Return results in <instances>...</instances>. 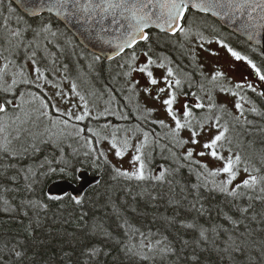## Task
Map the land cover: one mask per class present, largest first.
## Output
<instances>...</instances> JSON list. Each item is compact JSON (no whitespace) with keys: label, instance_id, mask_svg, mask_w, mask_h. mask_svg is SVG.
Returning <instances> with one entry per match:
<instances>
[{"label":"trees","instance_id":"trees-1","mask_svg":"<svg viewBox=\"0 0 264 264\" xmlns=\"http://www.w3.org/2000/svg\"><path fill=\"white\" fill-rule=\"evenodd\" d=\"M3 1L14 14L33 23L52 20L64 28L76 46L87 52L52 16L30 19L9 0ZM149 33L151 50L164 51L173 43L165 35ZM147 48L144 42L140 43L137 52ZM157 53L152 50V57L164 56ZM98 62L103 86L116 91L117 85L111 79L116 74L114 70L111 74L110 70L114 65L118 68L117 63L121 62L107 64L101 59ZM110 66L113 68L109 69ZM88 70L90 76L97 77ZM33 89L21 84L17 91ZM40 120L31 125L36 131L29 139L14 141L16 154L0 153V264H264V199L261 198L264 193L259 187L254 191L240 189L244 195L233 198L218 191L210 182L205 186L203 178L198 181L196 171L199 169L195 165L190 167L183 159L177 161L162 156L149 162L146 174L158 175L163 166L171 173L165 181L130 180L116 174L114 169L119 167L97 144V137L87 131L116 120L88 118L86 123L77 124L85 131L80 136L74 132L69 138L71 144L50 140ZM104 133L102 131V135ZM241 135L248 143H254L257 152L261 151L260 160L253 162L255 168L260 169L255 174L264 175V136ZM158 139L168 153L183 155L181 148L170 146L164 137ZM88 140L92 141L91 146ZM65 165L69 170L61 173L59 169ZM242 169L243 165L240 175L244 173ZM81 171L100 176L99 184L85 193L81 204H76L71 195L59 200L48 199L47 187L51 183L67 180L77 184ZM219 178L223 177L216 179L221 180ZM211 179L209 177V181ZM195 184L200 187L194 188ZM30 201H39L47 207L33 206ZM240 208H248V211L241 213ZM228 218L238 223L234 225ZM188 223H195L197 228L185 227ZM201 226L207 229V240L200 238ZM165 237V243L174 250L171 253L150 252L139 247L141 240L145 243L151 240L155 245L156 240ZM133 245L136 247L129 251ZM237 247L240 250L237 251ZM91 249H97V254L89 255ZM16 252L23 255L17 257ZM143 255L148 259H143ZM193 256L197 259L193 260Z\"/></svg>","mask_w":264,"mask_h":264},{"label":"snow or ice","instance_id":"snow-or-ice-1","mask_svg":"<svg viewBox=\"0 0 264 264\" xmlns=\"http://www.w3.org/2000/svg\"><path fill=\"white\" fill-rule=\"evenodd\" d=\"M70 0H55V3L49 6V10H55L59 15L75 16L78 20H82L89 29L95 28V39L102 43L113 47L115 56L124 55L127 56L124 64L120 66L127 68V71L123 75L127 78H131L133 73L140 74L146 83L142 88H138L140 80H130L129 91L136 93L138 96L140 91H143L149 97L158 101L163 108L166 116L170 119L171 124H166L165 120H153V124H159L161 127L167 128L168 133L166 138L170 139V142L176 148H184L187 145L194 147H187L182 156H178L177 153L172 152V156L179 161L183 159L191 167L195 165L199 170L196 171L197 180L203 178L205 186L210 182L220 192L227 196L237 198L244 195L240 189H246L254 191L259 187L260 192L264 193V175L253 174L259 173L258 168H249L246 161L241 157L239 153L225 156L222 154V149L225 143L231 144L228 138L229 124L227 121L221 122L223 115L227 114L232 117L234 121H240L244 116V108L241 101H244L246 97L242 95V91L245 89L256 92L257 89L254 84L250 83L247 78L231 85L230 81H221L220 78L224 77V73L220 70H216L212 76L211 81L217 83L221 92L230 93L233 97H237L234 104L235 109L239 112V115H232L226 113L224 105H217L215 98L210 93L208 94V103L202 102L201 97L197 96L195 92L190 93L194 97L192 103H182L179 107L176 105L179 103L181 96H188L189 93L183 90L182 80L177 76L172 67H167L166 72L157 79L153 72V67L163 69L166 67L165 63H157L153 59L151 54L150 45V33L148 29L152 26L159 29L162 32H170L175 35L179 32L186 39L192 37L191 27H185L188 20L190 10L195 9L200 12H212L213 15L227 18L232 22L240 21V28L243 30L251 40H255L264 30V0H85L81 3V0H71V11H69L68 5ZM11 10V9H10ZM106 21H110L106 24ZM115 25V28L112 26ZM40 32L50 33L55 36V32H51V26H44ZM37 32V35L40 34ZM200 40L203 41L205 37L202 32L196 33ZM8 42L13 40L15 44L14 48L19 49L24 45L23 32L19 29L8 30ZM140 42H144L148 45L147 50H143L141 53L137 52V47ZM212 43L211 40L207 41ZM220 47L224 48L227 53L234 58L235 61L246 62L247 66L251 69V75L255 76L260 82L264 83V60L260 64H257L248 55L241 54L240 51L235 50L229 44L223 40L216 41ZM50 43V41H49ZM33 44V41H29V47ZM203 47V44L199 45ZM40 45L37 44L36 48ZM126 49H131V54L126 53ZM45 51L47 49L45 48ZM211 51V50H209ZM255 51V49H253ZM218 55V53H212ZM140 55L144 57L142 63H137L140 59ZM264 57V53H261ZM193 57L195 53L193 50ZM108 59H113L114 56H107ZM5 64L0 68V133H3L10 126H15L16 136L11 139L5 137L0 140V153L6 155L16 154V150L13 147V141L20 139L21 133H27V124L33 123L35 120L47 119L51 128L45 129L49 132V139L54 143H58L60 137L64 132L71 128L75 131L77 136H80L85 129L78 127L72 123L73 120L80 122L91 116V111L88 107V103L85 97L77 91L75 83L71 86V91L79 97L83 102V111L80 113L74 112L78 105H71V107L61 110L55 103H53L54 97H60L64 100L67 95L60 85L53 83L45 75V70H42L40 66V59L37 58V51L34 49L30 55L27 56V60H30L33 69L31 73L25 71L24 66H21L18 73L12 74L11 82L9 83L5 76L7 69L13 63L7 60L5 57ZM95 60H99L100 56L96 55ZM17 76L19 79H17ZM31 85L38 91H17L19 85ZM45 85H50L52 88L58 89L53 93V97H49L45 91ZM203 85H200L201 91H203ZM235 89V90H233ZM259 95L264 97V91H260ZM54 109V112H53ZM206 109L203 115H197L196 110ZM156 108H146L145 111L151 115L156 111ZM106 111H108L106 109ZM219 111L221 114L217 115ZM251 112L258 115H264V113L258 112L253 106L250 109ZM125 118L126 117H120ZM99 119V117H95ZM248 122V121H246ZM250 123V122H249ZM108 125H105L107 127ZM57 129L58 131H52ZM95 137H97V143L100 139L107 140V137H101L99 131H94L92 128L87 129ZM187 131L188 137L183 138L181 133ZM149 133H143V140L133 145L128 138L118 141L115 133H113L109 146L111 150H114L115 156L123 158L124 155L134 148V154L129 161L132 166V171L122 170L115 168V172L118 176H122L127 179H135L137 181L155 180L163 182L167 176L170 175V170L161 166V170L158 175H151L149 172L146 174L149 162L151 159V152H146L145 149L149 146ZM88 144L91 146L92 141L88 140ZM199 147V151L197 148ZM34 147V145H33ZM27 149H25L26 151ZM231 147L228 148V152H231ZM100 155H104L103 152ZM194 156L204 158L209 157L212 161L222 162L221 166L209 168L208 163H203L201 159H194ZM107 162V158L105 157ZM241 165L243 166V172L245 177L240 178ZM68 166L61 167L59 171L61 173L67 172ZM55 172L56 169H50ZM225 176L223 180H217V177ZM209 177L212 179L209 181ZM27 178V177H26ZM198 189L200 184L193 185ZM61 197L55 195H48L50 200H59ZM264 199V197H261ZM76 204H81L82 200L76 197H72ZM251 199V197H249ZM33 206L44 207L47 205L39 201L29 202ZM241 213H246L248 208H240ZM234 225L238 221L231 220ZM189 229H196L195 223H188L184 225ZM136 231H139L138 229ZM207 229L200 227L199 235L202 240H207ZM143 236V234H141ZM228 239L235 244L233 237L229 236ZM165 237L163 240H156L155 245L149 240L145 243L141 240L139 247L141 249H147L150 252H160L161 254H168L174 250L170 244H166ZM163 245V246H161ZM136 245H133L128 250L132 251ZM236 250H240L238 247ZM227 251V248L225 249ZM97 249H91L89 255H96ZM17 257L23 255L22 252L15 253ZM137 254H140L139 252ZM143 259H148L147 255H143ZM197 258L193 256V260Z\"/></svg>","mask_w":264,"mask_h":264},{"label":"flooded vegetation","instance_id":"flooded-vegetation-1","mask_svg":"<svg viewBox=\"0 0 264 264\" xmlns=\"http://www.w3.org/2000/svg\"><path fill=\"white\" fill-rule=\"evenodd\" d=\"M202 20H206V22L204 23ZM185 27H191L192 38L184 39L179 37V32L175 35L162 34L173 40L171 41L173 42L172 45L167 47L164 51L152 49L158 51V55H164L163 57L155 56L153 59L156 60L157 63L165 61L164 63L166 65L163 69L156 68L155 66L153 67L156 78L159 79L166 72L167 67H172L177 76L182 80L183 90L189 93L188 96H181L179 98V103L176 107H179L180 104L185 102L192 103L194 97L191 96L190 93L193 92L201 97L203 103L207 104L208 94L210 93L214 96L217 105L225 106L226 113L239 115V112L234 107L237 97H233L230 93L221 92L217 83L211 81V76L216 70H220L225 74L223 78H220L221 81H230L231 85L247 78L250 83L254 84L257 91L252 92L248 89L242 91L241 94L246 97L244 101H241L244 108V116L241 117L240 121H234L231 116L224 114L221 122H228L230 129L229 133L250 134V137L255 135L264 136V115H258L250 111L254 106L258 112L264 113V97L259 95L260 91H264V83L251 75V69L247 66L246 62L235 61L216 41L218 39L223 40L235 50L240 51L241 54L248 55L257 64H260L261 61L264 60V57L261 56V53H264V49L252 45L242 37L223 28V26L212 17L205 16L204 14L190 12ZM198 32L203 33L205 37L203 41L196 35ZM208 40H211L212 43H208ZM200 44H203V47H200ZM253 49H255V51H253ZM193 50L195 58L193 57ZM126 53L128 54L129 52ZM212 53H218V55H213ZM123 58H127V56L124 55ZM121 59L122 57H119L106 63L114 64ZM143 60L144 57L140 55V59L137 63H142ZM227 63H230V69L226 67L228 66ZM117 64L118 68H113L118 77L117 90L113 91L109 87L107 88L108 93L106 94L109 96L104 98H111L112 104L109 105L110 109L108 113L101 117L104 119L112 118V120H116L113 124L121 125L130 134L136 131L142 133L148 132L150 135H165L168 133L167 128L152 123L153 120L163 119L166 124H171L170 119L166 116L159 102L149 97L143 91H140L138 96L136 93L129 91L130 80H140L141 83L138 85V88H142L146 83L145 79L137 73H133L131 78L125 77L123 73L127 71V68H122L120 66L124 63ZM233 69H236V71L233 72ZM200 85L204 86L203 91H201ZM148 99L156 103L154 106H150V108L157 109L152 112L151 115L145 111L146 108H149L147 105ZM115 109L119 115L118 119L113 116ZM205 111L206 109L196 110L197 115H203ZM216 114L220 115L221 113L217 111ZM120 117H126V119ZM186 135H189L187 131L181 133L182 137ZM165 141H167L170 146L174 147L168 138H166ZM187 147L188 145L181 148V151L184 153ZM194 159L197 158L195 157ZM244 176H246V174Z\"/></svg>","mask_w":264,"mask_h":264},{"label":"rangeland","instance_id":"rangeland-1","mask_svg":"<svg viewBox=\"0 0 264 264\" xmlns=\"http://www.w3.org/2000/svg\"><path fill=\"white\" fill-rule=\"evenodd\" d=\"M10 5H8L3 0H0V53H3L0 56V68L5 64V57L7 60L12 61L13 63L7 69V74L5 79L10 83L12 79L13 73H18L20 71L21 66H24L26 72L31 73L33 69V65L30 60H27V56L31 54V52L35 49L37 51V58L40 59V66L42 70H45V75L51 80L53 83L59 84L60 89H62L67 95L64 97V100L67 103L63 102L60 97H54L53 103H55L61 110L67 109L71 107V105H78L76 109H73L74 112L80 113L83 111L82 104L79 97L76 96L71 91V86L73 83L77 86V91L85 97V100L88 103V107L91 111V116L89 119H95V117L102 118L104 114L108 113L109 105H111V98H104V95L108 93V87L103 86L104 83L99 77V62L92 58V54L89 55L84 50H81L78 46H76L73 38L67 34V32L53 22L50 19H42L39 22H32L31 20H26L21 18L19 15L14 14ZM204 23L206 20H202ZM51 26V32H55L56 35L52 36L50 33L40 32V30L46 26ZM21 30L23 32L24 37V45H28L29 41H33V44L29 47H25L22 45L19 49L13 47L15 41L13 40L11 43L8 42V30ZM37 32H40L37 35ZM179 37L186 39L183 35L180 34ZM192 38V37H191ZM50 41V43H49ZM39 44L40 47L36 48V45ZM45 48L47 51H45ZM127 58H122L120 60L121 63H124ZM164 60V59H163ZM162 60V61H163ZM165 61H163L164 63ZM228 69L231 68L230 63H227ZM113 68L112 66L109 69ZM115 68V65H114ZM90 69L97 77L94 78L90 76ZM113 69L110 70L112 74ZM233 72L236 69L232 70ZM115 74V73H114ZM17 79L19 77L17 76ZM113 83L118 86V77L117 75L111 77ZM31 86V85H28ZM33 87V86H31ZM34 88V87H33ZM34 91H38L37 89H33ZM58 89L52 88L50 85H45V91L47 92L49 97H53V93ZM152 100L148 99L147 105L154 106ZM54 112V109H53ZM114 118L118 119L119 115L115 109ZM86 118L84 121L77 122L75 120L72 121L74 124H84L87 122ZM41 126L43 130L51 128L47 119H42ZM31 124L25 125L26 128L29 129L27 133H21L19 140H27L30 138L31 133L36 131L32 128ZM90 124V123H89ZM106 124H103L100 129L92 128L94 131H99L101 137H107L108 139H100L99 143H97L103 150L105 154H108L112 163L117 165L122 170L132 171V166L129 161L131 160L132 155L134 154V148L130 149L123 158H118L115 156L114 150L110 149L109 141L112 138L113 133H115L118 141H122L125 138H128L130 142L135 145L143 140V133L140 131H136L130 134L125 128L121 125H113L112 123L105 127ZM81 128V127H80ZM58 131L57 129H52ZM102 131L105 132V135H102ZM74 130L69 128L64 134L60 137L59 140H64L67 144H71V139H69L73 134ZM91 133V132H90ZM17 133L15 131V126H10L7 130L1 133L0 140H3L5 137L12 138L16 136ZM167 133L165 135L157 134L156 137H153L149 134V146L145 149L146 152H151L150 162H153L157 157H167L170 160H173L174 157L172 154L167 152V149L163 146L161 141L158 138L164 137L166 139ZM187 138L188 135L183 136ZM228 138L231 141V144L225 143L224 148L221 150L222 154L225 156L232 155L234 153H239L241 157L246 161L247 166L249 168H255V164L253 161H259V154L255 150V145L252 142H249L244 138L243 135L237 133H228ZM98 139V138H97ZM169 139V138H168ZM15 141V140H14ZM13 141V143H14ZM170 141V139H169ZM188 147H194L192 145H188ZM197 151H199V147L195 146ZM231 147L232 152H228V148ZM168 154H167V153ZM232 153V154H231ZM196 156H194L195 158ZM197 159H201L203 163H208L209 168H214L216 166H221L222 162L220 161H212L209 157H196ZM244 166V165H243ZM255 174V173H253ZM245 173L241 174L238 177H245ZM223 178H219L221 180L225 179V176H220Z\"/></svg>","mask_w":264,"mask_h":264},{"label":"water","instance_id":"water-1","mask_svg":"<svg viewBox=\"0 0 264 264\" xmlns=\"http://www.w3.org/2000/svg\"><path fill=\"white\" fill-rule=\"evenodd\" d=\"M23 15L30 19L38 18L44 15H50L58 22H60L78 41L80 46H82L86 51L93 55H99L100 58L109 62L118 56H115V52L112 46L107 44H102L95 39V28L89 29L87 25L84 24L82 20H78L75 16L59 15L55 10L50 11L49 6L55 3V0H9ZM85 0H81L84 3ZM69 11H71V0L68 5ZM195 13L204 14L205 16H210L216 21H218L223 28L235 33L236 35L247 40L254 46L264 49V30H261L260 35L255 39H249L248 35L241 30L240 21L237 20L235 23L227 18H222L213 15L212 12H200L198 10H190ZM110 21H106V24ZM115 28V25L112 26ZM149 30H154L162 34L173 35L170 32H162L154 26L150 27ZM178 33V32H177ZM176 33V34H177ZM141 43V42H140ZM131 49H126L128 51ZM114 56L113 59L106 58L107 56ZM78 183H72L67 180L55 181L47 187V195H55L63 197L65 195H71L73 197L81 199L85 193L90 190V188L96 186L100 182V176H93L88 171H81L78 173Z\"/></svg>","mask_w":264,"mask_h":264}]
</instances>
